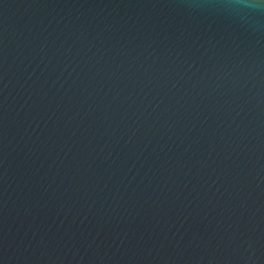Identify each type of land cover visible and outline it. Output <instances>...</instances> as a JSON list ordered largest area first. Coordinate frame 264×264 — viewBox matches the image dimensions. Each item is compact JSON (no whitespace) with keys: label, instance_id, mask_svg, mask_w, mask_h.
I'll list each match as a JSON object with an SVG mask.
<instances>
[{"label":"water","instance_id":"obj_1","mask_svg":"<svg viewBox=\"0 0 264 264\" xmlns=\"http://www.w3.org/2000/svg\"><path fill=\"white\" fill-rule=\"evenodd\" d=\"M206 2L0 0V264H264V18Z\"/></svg>","mask_w":264,"mask_h":264},{"label":"clouds","instance_id":"obj_2","mask_svg":"<svg viewBox=\"0 0 264 264\" xmlns=\"http://www.w3.org/2000/svg\"><path fill=\"white\" fill-rule=\"evenodd\" d=\"M194 6L214 10L240 23L242 27L252 28L253 31H258L261 18H264V0H207L204 4ZM251 17L256 18L254 27L248 23Z\"/></svg>","mask_w":264,"mask_h":264}]
</instances>
